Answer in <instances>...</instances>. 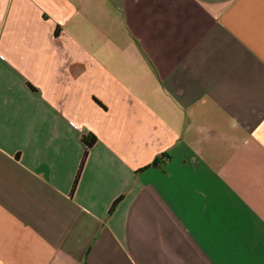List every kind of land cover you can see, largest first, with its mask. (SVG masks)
I'll list each match as a JSON object with an SVG mask.
<instances>
[{"label":"crops","instance_id":"crops-1","mask_svg":"<svg viewBox=\"0 0 264 264\" xmlns=\"http://www.w3.org/2000/svg\"><path fill=\"white\" fill-rule=\"evenodd\" d=\"M0 264H264V0H0Z\"/></svg>","mask_w":264,"mask_h":264},{"label":"trees","instance_id":"trees-1","mask_svg":"<svg viewBox=\"0 0 264 264\" xmlns=\"http://www.w3.org/2000/svg\"><path fill=\"white\" fill-rule=\"evenodd\" d=\"M83 142H84L86 148H85V152H84L83 160H82V162H81V165H80L79 171H78V173H77L76 179H75L74 184H73V188H72V192H71L72 195L74 194V192H75V190H76V188H77V186H78V183H79V180H80V177H81L82 171H83V169H84V166H85L86 160H87L88 155H89V151H90V149H92V147H93L94 144L96 143V137L93 136V135L84 136V137H83ZM120 202H121V199L117 200V201L113 204V206H112V208H111V213H113V212L116 210V208H117V206L119 205Z\"/></svg>","mask_w":264,"mask_h":264}]
</instances>
